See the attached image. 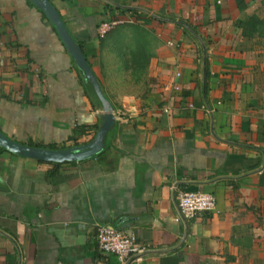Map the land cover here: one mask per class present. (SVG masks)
Segmentation results:
<instances>
[{"label":"crops","instance_id":"crops-1","mask_svg":"<svg viewBox=\"0 0 264 264\" xmlns=\"http://www.w3.org/2000/svg\"><path fill=\"white\" fill-rule=\"evenodd\" d=\"M47 1L114 123L101 155L73 164L0 151V264H117L95 225L146 246L141 264H264V0ZM0 55L2 135L94 138L100 102L26 0H0ZM178 191L214 210L183 219Z\"/></svg>","mask_w":264,"mask_h":264},{"label":"water","instance_id":"water-1","mask_svg":"<svg viewBox=\"0 0 264 264\" xmlns=\"http://www.w3.org/2000/svg\"><path fill=\"white\" fill-rule=\"evenodd\" d=\"M28 1L43 14L45 19L53 26L57 37L71 57L75 67L82 74L84 81L90 84L101 105V122L94 138L89 143L81 146L61 150L35 148L14 142L0 133V149L11 155L43 164L77 163L90 159L101 152L104 137L113 126L114 116L112 108L101 95L98 85L86 64L79 47L72 41L66 32L55 9L47 0Z\"/></svg>","mask_w":264,"mask_h":264},{"label":"built area","instance_id":"built-area-1","mask_svg":"<svg viewBox=\"0 0 264 264\" xmlns=\"http://www.w3.org/2000/svg\"><path fill=\"white\" fill-rule=\"evenodd\" d=\"M118 23L116 20L102 23L99 26V36L102 37ZM175 201L180 216L186 220L212 212L215 207L214 196L210 193L178 191ZM95 245L99 255H111L117 264H141L143 255L148 251L133 235L110 225H95Z\"/></svg>","mask_w":264,"mask_h":264},{"label":"trees","instance_id":"trees-1","mask_svg":"<svg viewBox=\"0 0 264 264\" xmlns=\"http://www.w3.org/2000/svg\"><path fill=\"white\" fill-rule=\"evenodd\" d=\"M26 2L30 5V6H32V7H34L28 0H26ZM40 14H41V16L45 19V17H44V15L36 8V7H34ZM76 131H77V129L75 130V133H76ZM74 136V135H73ZM73 136L71 137V138H69V140H71V141H73L74 140V138H73ZM73 144L74 145H76V143H74L73 142ZM27 146H29V147H35V148H43V149H48V150H61V149H65V148H63V147H61V148H57V147H55L54 145H49V146H46V147H41V146H37V145H27ZM0 151H3L2 149H0ZM101 155V153H99V154H97V156H100ZM64 164H73V162H70V163H64ZM51 165H53L54 167H57V166H59L60 164H51Z\"/></svg>","mask_w":264,"mask_h":264},{"label":"rangeland","instance_id":"rangeland-1","mask_svg":"<svg viewBox=\"0 0 264 264\" xmlns=\"http://www.w3.org/2000/svg\"><path fill=\"white\" fill-rule=\"evenodd\" d=\"M115 1V3H117V4H120V3H125V2H129L130 0H114ZM132 1H139V0H132ZM262 7H263V5H262ZM264 8V7H263ZM262 8V9H263Z\"/></svg>","mask_w":264,"mask_h":264}]
</instances>
